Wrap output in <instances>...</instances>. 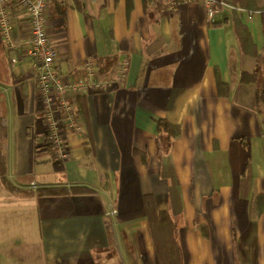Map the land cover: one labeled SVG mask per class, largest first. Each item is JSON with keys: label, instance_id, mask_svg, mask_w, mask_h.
Returning a JSON list of instances; mask_svg holds the SVG:
<instances>
[{"label": "crops", "instance_id": "0c3cea01", "mask_svg": "<svg viewBox=\"0 0 264 264\" xmlns=\"http://www.w3.org/2000/svg\"><path fill=\"white\" fill-rule=\"evenodd\" d=\"M217 9L211 21L204 0L50 1L64 79L90 56L113 78L69 99L83 130L66 131L62 160L45 143L30 19L11 6L22 58L11 61L0 28V264H163L147 195L176 222L182 264H264V113L257 85L241 81L257 60L240 46L233 7ZM237 17L264 56L262 13ZM159 119L181 131L163 156Z\"/></svg>", "mask_w": 264, "mask_h": 264}, {"label": "built area", "instance_id": "2783aa9c", "mask_svg": "<svg viewBox=\"0 0 264 264\" xmlns=\"http://www.w3.org/2000/svg\"><path fill=\"white\" fill-rule=\"evenodd\" d=\"M50 1L67 3L70 0H0V28L11 53V61L19 62L22 56L17 53V45L11 40V4L16 3L24 8L30 19L31 33L26 53L46 114L47 141L56 158L67 160L71 157V150L66 131L83 130L75 119L76 107L69 99L85 93L105 92L111 86L113 78L101 74L96 59L90 56L79 75L69 80L64 79L63 72L56 64L57 49L47 30V7ZM168 2L174 5L175 0ZM217 3L218 0H204L211 21H214L218 12Z\"/></svg>", "mask_w": 264, "mask_h": 264}, {"label": "trees", "instance_id": "16d2710c", "mask_svg": "<svg viewBox=\"0 0 264 264\" xmlns=\"http://www.w3.org/2000/svg\"><path fill=\"white\" fill-rule=\"evenodd\" d=\"M233 7L236 19V34L242 50L255 57L257 68L253 73H244L241 81L243 83H254L257 85L255 97L259 111L264 113V56L258 52L257 46L253 43L249 33L238 21V10L246 9L250 11H260L262 13V23L264 26V0H218ZM13 4H11L12 6ZM225 86L220 84V87ZM81 97V96H79ZM79 97H77L79 100ZM76 100V99H75ZM158 136L156 138L158 153L163 156L169 152L171 142L180 135V128L173 125L167 119L157 120ZM46 145L50 144L46 140ZM4 161L1 160V167L4 168ZM1 179L5 186L13 192L21 193L20 189L14 187L7 179L5 172H1ZM145 210L149 220L150 231L157 248V253L163 264H182L181 247L177 240V224L168 211L159 210L153 195L144 198ZM263 211V210H261Z\"/></svg>", "mask_w": 264, "mask_h": 264}]
</instances>
